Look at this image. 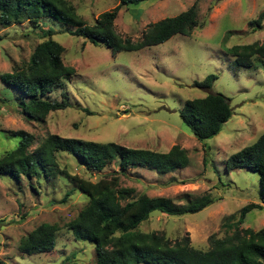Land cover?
<instances>
[{
  "label": "rangeland",
  "instance_id": "374dc122",
  "mask_svg": "<svg viewBox=\"0 0 264 264\" xmlns=\"http://www.w3.org/2000/svg\"><path fill=\"white\" fill-rule=\"evenodd\" d=\"M70 1L90 25L120 2ZM195 3L199 26L191 35L177 34L164 43L116 55L104 44L94 45L73 35L75 27L54 18H44L38 25L31 21L0 25V157L18 146L20 137L15 133L21 130L35 136L32 149L50 134L162 152L180 145L191 159L187 167L167 174L129 168L127 175L121 176L120 187L134 192L121 201L124 204L146 193L186 205L211 196L217 201L200 212L180 217L157 213L140 226L144 232H164L172 240L188 234L195 248L208 249L212 235H225L227 217L238 216L247 204H263L259 174L243 168L227 171L226 160L264 132V60L255 56L252 66H243L226 48L264 42V18L259 26L250 24L264 13V0H147L122 7L115 27L123 37L139 41L149 24L175 17ZM48 30L64 45V62L76 73L46 98L61 100L65 91L72 105L51 112L43 121H32L20 107L21 100L28 101L24 93L1 77L28 61L36 46L50 37ZM212 73L218 79L209 91L196 84ZM208 92L224 94L233 116L218 135L201 141L183 122L180 112L187 99ZM58 158L60 167L71 175L93 181L118 168L113 164L101 173L92 172L71 153H59ZM67 192L71 195L63 201ZM88 199L61 171L50 177L22 176L19 181L9 174L2 176L0 264H94V244L76 240L66 227ZM42 223L62 228L54 250L23 251L21 239ZM242 227L264 229V209L249 212Z\"/></svg>",
  "mask_w": 264,
  "mask_h": 264
},
{
  "label": "trees",
  "instance_id": "16d2710c",
  "mask_svg": "<svg viewBox=\"0 0 264 264\" xmlns=\"http://www.w3.org/2000/svg\"><path fill=\"white\" fill-rule=\"evenodd\" d=\"M144 1L147 0H120L114 9L100 14L90 25L70 0H0V25L8 27L26 21L38 25L44 18H54L75 27L71 31L73 35L94 45H106L113 55L158 45L177 34L189 36L199 26L195 3L175 17L149 24L139 41L123 37L115 27L119 10ZM263 18L264 13L251 20L250 24L259 26ZM46 34L50 37L36 46L28 61L1 77L8 86H15L24 93L28 101L21 100L20 107L26 118L32 121H43L51 112L66 110L72 105L65 91L61 100L46 98L76 73L74 67L64 62V45L52 38V31L48 30ZM226 51L243 66H252L255 56L264 60V42L235 45ZM217 79L218 75L212 73L196 84L209 91ZM180 115L195 137L202 141L221 132L224 123L233 116V108L224 94L208 92L205 96L187 99ZM15 135L20 137L18 146L0 157V178L9 174L19 181L22 176L28 179L42 174L50 177L60 171L71 177L89 199L66 227L76 240L94 244V264H264V229L242 227L249 212L264 209V132L255 142L226 160L227 171L243 168L259 174L263 204H247L238 216L227 217L223 225L225 235H212L206 250L195 248L188 234L172 240L164 232H144L140 226L157 213L180 217L200 212L217 201L211 196L205 195L186 205H177L170 198L152 197L146 193L124 204L121 201L134 192L132 188L120 187L121 176H126L129 168L151 169L158 174L171 173L190 164L185 148L174 145L169 151L162 152L112 141L98 142L50 134L32 149L35 144L32 133L21 130ZM62 152L71 153L88 171L101 173L113 164L118 168L96 181L71 175L60 167L58 157ZM70 195L67 192L62 200L66 201ZM61 229L56 223H42L21 239L20 248L29 254L50 252L56 247Z\"/></svg>",
  "mask_w": 264,
  "mask_h": 264
}]
</instances>
